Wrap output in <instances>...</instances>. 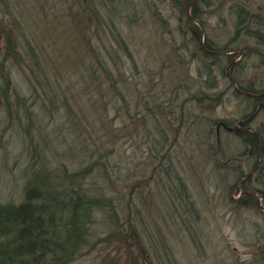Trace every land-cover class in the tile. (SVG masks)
Listing matches in <instances>:
<instances>
[{
    "label": "trees",
    "instance_id": "obj_1",
    "mask_svg": "<svg viewBox=\"0 0 264 264\" xmlns=\"http://www.w3.org/2000/svg\"><path fill=\"white\" fill-rule=\"evenodd\" d=\"M201 1L213 6L211 0H168L176 8L174 15L178 25L183 24L181 32L186 34L188 31L194 40L199 69L210 76L207 81L199 80V84L202 86L205 82L208 87H217L221 75L228 78V88L212 95L204 92L202 87L203 90H197L190 99L211 109L219 104L226 89H230L231 94L243 95L249 104H253L252 110L241 119L254 115L239 122L243 127L238 124L230 126V120L226 118H211L210 121L242 139L247 153L256 158L253 165L260 174L264 172V163L258 162L260 154L264 156V121L255 128L250 123L264 110V81L256 82L250 76L242 79L244 67L239 61L228 69L232 61L230 56L234 53L228 52L236 48L237 44L233 43L238 37L242 38L245 56H255L253 62L260 61L264 65V19L245 1L234 2L230 7L234 26L232 38L221 45L204 32V41L201 42L203 14L208 11L200 5ZM2 3L6 13L0 19V101L7 108L9 123L16 119L24 127L25 118L28 148L39 152L30 128L35 122L33 110L27 97L14 85L11 71L14 64L27 69L32 81L45 90V104L41 108L50 114L56 110L59 112L58 105L62 100L64 122L75 136L65 144V149L71 152L80 148L88 159L80 168L68 170L66 165L48 166V160L40 158V163L29 169L24 198L19 202H0V264H69L97 242L116 241L120 243L118 252H126L124 264H177L173 252L166 251L168 244L158 242L159 238L149 233L145 218L138 219L132 214L130 200L134 186L130 187L129 182L133 173L126 167L118 168L113 160L117 142L132 135L131 128L143 129L147 133L146 122L159 129L160 119L166 118L159 111V105L156 106L158 110L152 108L147 100H143L145 97L141 98L143 109L140 105L136 110L132 109L130 95L135 84H139L132 78L133 69L139 73L132 45L137 51L139 49L134 43L136 37L126 28L137 30L146 19L143 12L162 25L169 19L155 5L144 9L139 2L131 0H2ZM146 40L140 39L142 43ZM176 55L172 58L170 72L177 83L188 69L181 59L183 53L177 52ZM71 73H76L77 81L67 83L70 88L62 92L50 78L58 79L60 74ZM119 76L123 79L121 83L118 82ZM177 85L171 90L170 102L163 105L176 99L184 84ZM73 87H79L81 95L72 96ZM261 92L263 94H259ZM85 94L88 97L84 103ZM121 106L123 114L120 113ZM165 121L170 123L168 119ZM121 122L123 125L118 127ZM128 126L129 131L122 132ZM206 131L211 135V126ZM220 153L224 155V152ZM238 168L231 166L227 170L234 171L240 182L243 180L238 190H244L236 198L230 188L228 200L238 207L260 208L257 199L261 197L264 206V179L257 173V186L251 188L248 184L252 175L248 176ZM171 170L168 167L166 172L174 175L175 171ZM174 176L172 184L176 194L168 186L170 199L167 201L166 195L164 198L179 212L183 209L196 220L199 210L196 202L190 200L188 185L184 178ZM139 183V186L144 185L142 181ZM100 214L106 217L108 231L104 235H97L94 228ZM186 219L184 215L183 223L189 228ZM261 255L264 264V249Z\"/></svg>",
    "mask_w": 264,
    "mask_h": 264
},
{
    "label": "rangeland",
    "instance_id": "obj_2",
    "mask_svg": "<svg viewBox=\"0 0 264 264\" xmlns=\"http://www.w3.org/2000/svg\"><path fill=\"white\" fill-rule=\"evenodd\" d=\"M131 1L139 2L144 9L155 5L164 17L169 19L165 26L156 19L145 16L143 12L146 19H143L142 25L137 30L126 28L136 37L134 43L139 49L137 51L132 45L139 63V73L135 69L132 72L134 81L139 82L138 85L135 84L132 89L133 94L130 95L132 109L136 110L139 105L143 109L141 98L145 97L143 100H147L152 108L163 112L165 119L170 122H166L162 117L158 123L159 129L146 122L144 126L147 133L142 128V131L131 128L132 135L120 138L117 142L113 160L119 165L118 168L126 167L133 173L129 182V186H134L130 200L132 214L138 219L145 218L149 233L159 238L158 242L168 244L166 251L173 252L172 256L177 264H263L262 198L257 199L259 205H262L260 208L238 207L237 204L229 201L230 188L233 189L236 198L244 189L238 190L243 180L240 182L234 171L231 172L227 168L237 166L243 170V173L252 175L248 184L251 188L257 186V173L261 179H264V172L259 174L257 167H254L256 158L247 153L242 139L237 134L223 126L218 127L216 123L211 124L210 121L211 118H226L230 120V126L238 124L243 127L244 125L239 121L245 113L252 110L253 104H249L243 95H233L230 89H226V93L215 107L210 109L203 107L204 105H197L190 99L193 98L192 94L197 93V90H203L204 87V92L214 95L227 87L228 78L219 75L217 87H208V83L205 82L202 86L201 83L199 84V80L207 81L210 76L199 69V61L195 59L197 56L195 57L194 40L188 31H185L186 34L181 32L183 24L178 25L174 15L176 8L168 0ZM195 1L199 2V0ZM244 1L264 19V0H211L213 6L205 5L201 1L200 5L208 10L203 14L205 21L202 26L205 35L221 45L229 41L233 36L234 28L230 7L234 2L244 3ZM5 13L6 9L0 0V19ZM184 27L188 26L185 24ZM141 38H146L148 41L142 43ZM233 44L237 45L233 51L228 52H234L230 56L232 61L228 69L234 62L239 61L244 67L241 72L242 79L250 76L256 82L264 81L263 63L253 62L255 56L251 58L245 56L242 38L238 37ZM177 52L183 53L184 57L179 56L183 57L181 58L183 64L188 69L183 78L179 77L177 81L178 84L183 82V91L180 90L176 94V99H173L169 105H163L170 102V98L173 97L171 90L178 86L174 78H171L170 72L172 58L177 56ZM212 69L214 73V67ZM11 71L15 88L27 97L33 110L35 122L30 128L32 127L31 133L34 143L39 147V152H32L28 148L30 144L28 132L25 131V118L24 127L20 126L16 119L10 120L9 123L7 108L0 101V202L2 203L19 202L24 198L27 174L31 166L40 163V158L47 159L48 166L66 165L68 170L80 168L88 159L86 152H81L80 148L71 152L65 149V144L72 141L75 136L71 135L70 128L64 122L66 118L63 115L62 100L58 105L59 112L56 110L55 113H48L41 108L45 104L43 96L45 90L32 81L29 71L14 64L11 65ZM50 78L61 92L70 88L67 83L77 81L76 73L60 74L58 79ZM122 81L119 76L118 82ZM72 91L75 93H72V96L81 95L79 87H73ZM85 97L87 99V94L82 99L84 103ZM34 101L37 103L33 104ZM157 105H159L158 109ZM122 110L123 106H121V114H123ZM172 112L174 115H171ZM184 112L187 113L186 116ZM118 120L121 121L120 118ZM263 121L264 110L259 112L250 125L255 128ZM122 125L123 122L118 127ZM209 126L212 130L211 135L206 133ZM129 128L130 126L122 132L129 131ZM79 146L82 147V144L80 143ZM220 152H224V155ZM258 162L264 163L262 153L258 157ZM168 167L172 168L171 171H175L174 175L185 179L191 192H189L190 200L196 202L199 210L196 220L187 211L181 209L179 212L175 205L168 204L170 198L167 187L170 186L171 192L175 193V185L173 186L172 183L176 178L169 171L166 172ZM139 181L144 185L139 186ZM136 183H139L138 186ZM184 215L188 220L189 228L183 223ZM105 224L106 217L102 214L98 215L94 223L97 235L106 234L108 228ZM97 238L98 236L95 239ZM119 244L117 241L97 242L89 246L90 248L84 249L69 264H124L126 252H118ZM166 251L164 249V253Z\"/></svg>",
    "mask_w": 264,
    "mask_h": 264
},
{
    "label": "water",
    "instance_id": "obj_3",
    "mask_svg": "<svg viewBox=\"0 0 264 264\" xmlns=\"http://www.w3.org/2000/svg\"><path fill=\"white\" fill-rule=\"evenodd\" d=\"M204 41V31H202V36H201V42ZM259 94H263V92L259 93ZM261 107V104H259V108ZM254 114H252L251 116L247 117V118H244V119H241L239 122H244L246 121L247 119H250ZM232 129V128H231ZM262 206V205H261Z\"/></svg>",
    "mask_w": 264,
    "mask_h": 264
}]
</instances>
